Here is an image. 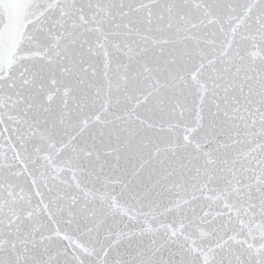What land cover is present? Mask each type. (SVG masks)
<instances>
[{
    "label": "snow or ice",
    "instance_id": "1",
    "mask_svg": "<svg viewBox=\"0 0 264 264\" xmlns=\"http://www.w3.org/2000/svg\"><path fill=\"white\" fill-rule=\"evenodd\" d=\"M0 264H264V0H0Z\"/></svg>",
    "mask_w": 264,
    "mask_h": 264
}]
</instances>
